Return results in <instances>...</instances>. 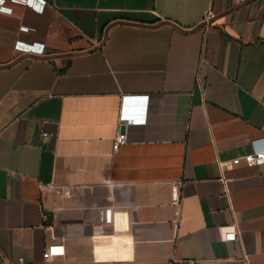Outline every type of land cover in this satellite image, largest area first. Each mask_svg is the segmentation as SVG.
Wrapping results in <instances>:
<instances>
[{
    "label": "crops",
    "instance_id": "crops-1",
    "mask_svg": "<svg viewBox=\"0 0 264 264\" xmlns=\"http://www.w3.org/2000/svg\"><path fill=\"white\" fill-rule=\"evenodd\" d=\"M46 1L0 13V264H44L42 207L50 264H119L127 239L123 264H264V164L232 163L264 146V0ZM128 98L145 121L114 151Z\"/></svg>",
    "mask_w": 264,
    "mask_h": 264
},
{
    "label": "built area",
    "instance_id": "built-area-1",
    "mask_svg": "<svg viewBox=\"0 0 264 264\" xmlns=\"http://www.w3.org/2000/svg\"><path fill=\"white\" fill-rule=\"evenodd\" d=\"M36 3H39V0H35ZM15 5H21L19 3H15L14 0H4L3 7L9 8L12 10V13L14 11ZM47 5V1L44 0L43 3V11ZM25 7H29L34 10L33 7L22 5ZM36 11V10H34ZM37 12V13H43ZM211 13H208V18L210 17ZM16 49L18 51L24 52V53H32L37 55H43L45 53V45L43 44H27L23 42L16 43ZM147 99V98H146ZM143 101H145V98H143ZM132 111L127 105V100L122 104L120 108V124H136L140 122H144L145 119H142V115L139 114L133 115ZM127 135L126 133H119L113 144L114 151H118L123 145L127 143ZM245 163V165L249 167L253 166H259L264 164V146H258V142L256 141L254 143V150L252 153L245 155L241 158H236L232 161L233 165H239L241 163ZM48 190L51 192H56L59 190V187L57 185L51 184L48 187ZM74 194L70 191L64 192V196L72 197ZM172 207L174 209V232L177 233L181 222H182V198L179 193H176V195L173 198ZM51 214V215H50ZM53 214V215H52ZM41 216L46 223L45 226V233L46 237L50 240L51 243L47 245L46 251H45V262L44 264H50L52 263L57 257L63 256L65 253V246L63 244H58L59 241L62 240L61 237H58L56 235V224H55V218L54 213L48 211L47 209L42 207ZM128 212L125 210H115L113 211L111 220H110V231L114 236H123L127 234L129 227H128ZM221 237L223 241H235L238 238V231L235 226H225L221 227ZM113 262L123 264L133 261L134 258V243L130 239L127 240H120L115 243L113 246ZM3 264H10L7 261H4ZM17 264H29L25 261L23 257L18 259Z\"/></svg>",
    "mask_w": 264,
    "mask_h": 264
},
{
    "label": "clouds",
    "instance_id": "clouds-1",
    "mask_svg": "<svg viewBox=\"0 0 264 264\" xmlns=\"http://www.w3.org/2000/svg\"><path fill=\"white\" fill-rule=\"evenodd\" d=\"M15 3H19L21 5H27L33 7L37 12L43 11V3L44 0H39V3H36L35 0H14ZM4 0H0V13L5 15H12V10L6 7H3Z\"/></svg>",
    "mask_w": 264,
    "mask_h": 264
},
{
    "label": "water",
    "instance_id": "water-1",
    "mask_svg": "<svg viewBox=\"0 0 264 264\" xmlns=\"http://www.w3.org/2000/svg\"><path fill=\"white\" fill-rule=\"evenodd\" d=\"M139 101H141V99H137V98H128L127 99V105L132 112L136 111L137 104L139 103ZM125 131H126V126L123 124L121 126V133H125Z\"/></svg>",
    "mask_w": 264,
    "mask_h": 264
}]
</instances>
